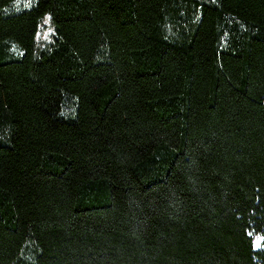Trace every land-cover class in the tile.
Returning a JSON list of instances; mask_svg holds the SVG:
<instances>
[{"label":"trees","instance_id":"trees-1","mask_svg":"<svg viewBox=\"0 0 264 264\" xmlns=\"http://www.w3.org/2000/svg\"><path fill=\"white\" fill-rule=\"evenodd\" d=\"M14 1L0 264H264V0Z\"/></svg>","mask_w":264,"mask_h":264},{"label":"rangeland","instance_id":"rangeland-1","mask_svg":"<svg viewBox=\"0 0 264 264\" xmlns=\"http://www.w3.org/2000/svg\"><path fill=\"white\" fill-rule=\"evenodd\" d=\"M34 0H16L12 3V5L10 6V8L16 10V9H20L23 7H28L31 3H33ZM201 1H205V0H201ZM8 44V53L11 56H17L20 54V49L18 48V46L12 42H7ZM258 242H255V246L257 247Z\"/></svg>","mask_w":264,"mask_h":264}]
</instances>
